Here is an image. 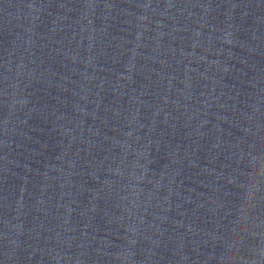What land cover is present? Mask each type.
<instances>
[{"label":"water","instance_id":"water-1","mask_svg":"<svg viewBox=\"0 0 264 264\" xmlns=\"http://www.w3.org/2000/svg\"><path fill=\"white\" fill-rule=\"evenodd\" d=\"M264 66V0H0V264H194Z\"/></svg>","mask_w":264,"mask_h":264}]
</instances>
